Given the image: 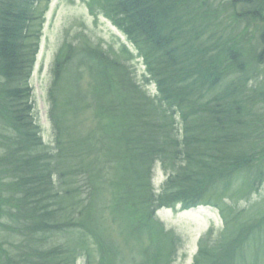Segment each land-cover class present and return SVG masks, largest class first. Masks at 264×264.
Returning <instances> with one entry per match:
<instances>
[{"label": "trees", "instance_id": "obj_1", "mask_svg": "<svg viewBox=\"0 0 264 264\" xmlns=\"http://www.w3.org/2000/svg\"><path fill=\"white\" fill-rule=\"evenodd\" d=\"M43 2L0 0V264H70L78 251L107 247L117 226L128 250L146 251L149 238L164 244L170 236L154 220L156 210L238 202L258 189L264 0H97L144 57L161 102L145 96L123 54L84 40L93 53L84 57L95 66L93 88L61 81L63 116L70 112L73 125L66 129L54 110V149L41 141L29 89ZM90 110L91 121L84 118ZM158 163L168 179L155 195ZM80 190L93 199L72 202ZM104 190L112 200L93 202ZM228 204L218 205L224 229L207 239L198 264L261 263L264 246L255 252L250 245L264 232V202L249 212ZM97 216L108 223L99 226ZM170 249L149 263L170 264ZM225 256L229 261L220 260Z\"/></svg>", "mask_w": 264, "mask_h": 264}, {"label": "rangeland", "instance_id": "obj_2", "mask_svg": "<svg viewBox=\"0 0 264 264\" xmlns=\"http://www.w3.org/2000/svg\"><path fill=\"white\" fill-rule=\"evenodd\" d=\"M82 0H52L49 6V11L46 14L45 24L43 27V35L42 39L40 41V50L37 56L36 66L33 73V77L30 84V89L32 90V98L34 101V109H35V120L37 121L40 129H41V135L44 142V145H47L49 148H53L56 146L54 144V137L56 135V130L54 128V125L50 118V111L52 107V103L50 102L48 98V87H50V84L52 82L51 80V66H53L54 62V55L57 53L58 48L62 44L63 39L66 37V32H68L71 36V38L75 37L76 39L81 38L82 40H93L96 41L95 43L99 42L102 44L101 47L102 51L107 49H111L112 47H115V49L121 50V46L126 41L127 38L123 36L121 33L117 32V30L109 23L106 22L104 18H100L95 22L92 20L87 14V11L85 9V6L81 2ZM75 39V40H76ZM78 39L73 42L74 47L76 45H79ZM128 44V42H126ZM128 46H130L128 44ZM76 49V48H75ZM130 49H133L132 46H130ZM74 51V50H73ZM71 51V54L72 52ZM115 51V50H114ZM77 53H80V57L85 56V52L78 50ZM87 53H91L90 50H87ZM134 55H137V52L134 51ZM125 59V58H124ZM80 59H78L79 61ZM126 60V59H125ZM134 63V68L137 72V75L139 77V81L142 83L143 79V72H145V67L143 65V62L141 59H136ZM70 68V66H69ZM68 67L65 68V74L67 75L70 71ZM79 70L82 71L80 73L82 84L79 86V89L82 92H86L87 89H92V85L94 81H90L89 75L87 73V70L85 69L83 65V61L81 60V65H79ZM91 83V86H90ZM153 89V88H151ZM80 91V92H81ZM56 98L58 100V105L60 108H55L56 112L55 114L58 116V118L62 119V124L66 129V122H68L69 127L73 125V119L70 112H68L65 116H63L62 111V105L65 104L67 99L64 97L63 90H57L55 92ZM85 106V105H84ZM62 113V114H61ZM93 112L87 111V114L84 118H88L89 121H91ZM61 124V126H62ZM75 125V124H74ZM165 176V175H164ZM162 177V175L157 174L155 179V187L154 190L157 192H160L162 183L165 181V177ZM55 181V180H54ZM153 184V185H154ZM82 191V190H81ZM84 192V191H82ZM109 195L108 190H104L99 198H95L93 202H96L97 200L102 199V201H106V198ZM86 197V196H84ZM88 198V197H87ZM111 198L109 195L108 199ZM229 199V198H228ZM226 199L224 202H217L216 205H223L226 203H229V207L233 209L234 211L239 212H245L251 210V208L257 206L256 204L264 202V184L263 186L256 192L251 193L249 198L243 197L242 199H239L238 202H230V200ZM112 200V198H111ZM92 202V203H93ZM100 205V204H99ZM252 208V209H253ZM261 208H264V205L261 206ZM252 211V210H251ZM250 211V212H251ZM168 212V210H162L159 213V219L160 221L165 222V224L170 227L171 229H174L176 231V241L179 242L178 248L180 253L178 260L174 264H192V260L194 255L197 252V241L198 237L202 236L204 232H207L208 226L212 225V223L209 221L208 213L202 216L203 214H200L196 211L192 212H177V213H171ZM252 213V212H251ZM200 215V216H199ZM111 217V215H110ZM96 222L99 226H102V224H107L108 219H104L101 221V217L97 216ZM217 227V226H216ZM222 225L215 228L214 233L210 235V239L213 241L217 239V236L219 234V228H221ZM105 229L104 227H102ZM118 230V233L115 234L116 230H112L108 235L110 236V242L108 244V248L106 249V253H109V257L107 259V264H136L139 262V264H144L146 255H142V249L138 246L135 248L134 251H130L127 249V237L119 236V232L121 230L120 226L116 227ZM64 234H59V237H63ZM62 240V239H61ZM107 244L106 242H103V245ZM102 247V246H101ZM104 249L99 248V250ZM134 257L135 261H131V258ZM223 259V261H229V258L227 256L221 257L220 260ZM231 261V260H230ZM77 264H85V259L81 258L77 261Z\"/></svg>", "mask_w": 264, "mask_h": 264}]
</instances>
